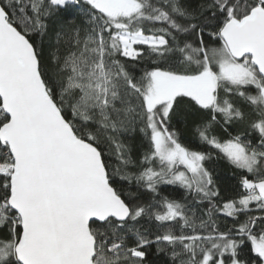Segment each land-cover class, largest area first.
Listing matches in <instances>:
<instances>
[{"label": "snow or ice", "instance_id": "6c2138e0", "mask_svg": "<svg viewBox=\"0 0 264 264\" xmlns=\"http://www.w3.org/2000/svg\"><path fill=\"white\" fill-rule=\"evenodd\" d=\"M0 264H264V0H0Z\"/></svg>", "mask_w": 264, "mask_h": 264}, {"label": "trees", "instance_id": "16d2710c", "mask_svg": "<svg viewBox=\"0 0 264 264\" xmlns=\"http://www.w3.org/2000/svg\"><path fill=\"white\" fill-rule=\"evenodd\" d=\"M183 138L186 143H191L195 145L197 142L195 141L192 135V126L181 124L179 125ZM216 172L218 173L217 180L222 188V190H228L230 192L231 188L235 185L236 179L233 174V170L223 161H219L215 164ZM173 195H177L178 193L173 192Z\"/></svg>", "mask_w": 264, "mask_h": 264}]
</instances>
